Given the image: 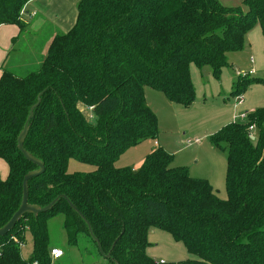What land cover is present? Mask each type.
Returning <instances> with one entry per match:
<instances>
[{"label":"trees","instance_id":"1","mask_svg":"<svg viewBox=\"0 0 264 264\" xmlns=\"http://www.w3.org/2000/svg\"><path fill=\"white\" fill-rule=\"evenodd\" d=\"M30 1L0 0V26L26 31L22 11ZM243 7L245 12L220 0H82L76 25L54 38L37 71L24 77L3 71L0 159L9 176L0 177V228L22 204L24 178L39 169L18 148L38 103L24 149L44 163L45 172L29 181V204L45 208L65 196L79 213L61 198L46 213L24 215L0 237V264H57L48 226L58 216L65 218L71 246L81 235L98 247L97 239L100 253L114 264H264V108L211 138L227 153L226 200L208 181L173 168V157L162 148L137 170L116 167L129 149L158 138L145 87L189 108L196 100L192 63L210 67L219 80L228 55L244 50L254 26L264 37V0H243ZM253 85L264 79L239 75L232 95ZM71 160L96 170L69 173ZM152 229L171 235L197 260L150 258ZM28 233L33 250L25 259L18 243L25 244Z\"/></svg>","mask_w":264,"mask_h":264},{"label":"rangeland","instance_id":"2","mask_svg":"<svg viewBox=\"0 0 264 264\" xmlns=\"http://www.w3.org/2000/svg\"><path fill=\"white\" fill-rule=\"evenodd\" d=\"M220 2L223 6L242 7L243 11H246L243 0H220ZM24 14H27L25 9L22 11V16ZM261 32L260 26H254L246 37L244 50L229 55V66L222 71L219 80L212 75L210 67L200 69L194 63L191 64L196 100L189 108L171 105L162 92L145 87L147 104L159 122L158 138L144 139L136 147L129 149L118 159L116 167L139 169L147 155L155 147L158 148L155 146L157 142L166 153L173 157V168H185L190 177L208 181L217 196L226 200L227 153L216 148L211 138L225 126L236 121L241 122L243 114L264 108V85L248 87L242 95L241 105L236 102L237 97L232 95L237 74L249 73L253 68L256 73L253 77L264 79V38ZM17 53L16 51L11 53L8 63H16L14 60L18 57ZM252 59L254 64L251 63ZM26 61L29 62L27 59ZM31 62L34 63V59ZM39 68L40 66L32 64L27 74L20 72L19 75L24 77ZM80 108L88 120L93 122L92 115L84 108ZM256 133L255 128L252 131V137H255ZM0 162L4 164L7 173L6 162L3 160ZM95 170L94 166L71 160L68 172L91 173ZM64 221L63 216H58L50 220L48 226L50 248L60 249L65 255L55 263L114 264L100 253L98 247L87 235H81L78 245L71 246L68 243ZM149 243L151 246L147 250V255L157 262L164 260L167 263H178L197 260L196 256L187 252L182 243L174 241L171 235L158 229L150 231ZM32 250V237L28 233L22 248V256L28 259Z\"/></svg>","mask_w":264,"mask_h":264},{"label":"crops","instance_id":"3","mask_svg":"<svg viewBox=\"0 0 264 264\" xmlns=\"http://www.w3.org/2000/svg\"><path fill=\"white\" fill-rule=\"evenodd\" d=\"M81 1L32 0L25 7L27 12L24 18L25 25L27 26L26 31L20 32L19 27L16 25L0 26V78L6 69L15 74L18 72L17 76H21L19 75L20 72L27 74L32 64L41 66L54 38L60 32L62 34L68 33L76 25L78 6ZM28 39L30 41L29 44ZM32 41H34V45H32ZM14 51L18 52V57L14 60L16 63H8L11 53ZM32 59H34V63L31 62ZM251 71H254V75L256 74L253 68L249 72ZM170 104L173 105L172 103ZM158 148H161L160 145H158ZM0 165V177L2 180H6L9 176V167L6 173L4 164L1 163ZM160 262L167 263L164 260Z\"/></svg>","mask_w":264,"mask_h":264},{"label":"water","instance_id":"4","mask_svg":"<svg viewBox=\"0 0 264 264\" xmlns=\"http://www.w3.org/2000/svg\"><path fill=\"white\" fill-rule=\"evenodd\" d=\"M39 105V103L32 109L30 117L25 125V128L23 130V132L20 134L19 140H18V148L19 150L23 153V155L31 162H33L34 164H36L39 169L37 171H33L31 173H29L28 175H26V177L24 178L23 181V200H22V204L19 208V210L15 213V215L12 217V219L10 220V222L4 226L3 228H0V237H4L7 234H9L17 225V223L21 220V218L26 215V214H32L35 217H37L39 214L42 213H46L50 210H52L54 208V206L56 205V203L61 199L64 198L67 200V202L69 203V205L79 213V211L76 209V207L69 201V199L65 196H61L58 197L57 199H55L50 205H48L45 208H41L39 206L36 205H31L29 204L28 198H29V181L44 174L45 172V165L43 162H41L40 160L34 158L32 155H30L27 151H25L24 149V142L25 139L28 135L29 132V122L31 121L32 117H33V112L35 110V108H37ZM255 138L252 137V140H254ZM82 216V215H81ZM89 231L91 233V235L93 236L92 233V229L89 226ZM98 248L100 249V243L97 239H95ZM108 258H110V255L108 256Z\"/></svg>","mask_w":264,"mask_h":264},{"label":"built area","instance_id":"5","mask_svg":"<svg viewBox=\"0 0 264 264\" xmlns=\"http://www.w3.org/2000/svg\"><path fill=\"white\" fill-rule=\"evenodd\" d=\"M253 62H254V60L252 59V60H251V63H253ZM239 75L253 76V75H254V71H251V72H249V73H242V74H239ZM239 75H238V76H239ZM236 100H237L236 102H237L238 104H240V105L243 103V97H242V96L237 97ZM241 118L243 119L242 121H244V120L246 119V114H243V115L241 116ZM155 145L158 146V143L156 142ZM15 242L18 243V241H15ZM18 244H19V246H20L21 249H22L23 246H24V244H22V243H18ZM0 256H1V246H0ZM64 256H65V255H64V252H63L62 250H60V249H53V250L51 251V257H52V260H53L54 262L57 261V260H59V259H62ZM161 263H163V262H161Z\"/></svg>","mask_w":264,"mask_h":264}]
</instances>
